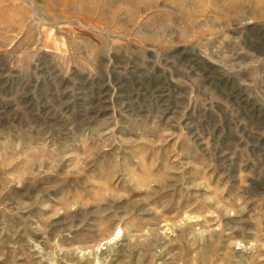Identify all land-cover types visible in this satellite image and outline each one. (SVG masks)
<instances>
[{
    "label": "rangeland",
    "instance_id": "rangeland-1",
    "mask_svg": "<svg viewBox=\"0 0 264 264\" xmlns=\"http://www.w3.org/2000/svg\"><path fill=\"white\" fill-rule=\"evenodd\" d=\"M0 264H264V0H0Z\"/></svg>",
    "mask_w": 264,
    "mask_h": 264
}]
</instances>
